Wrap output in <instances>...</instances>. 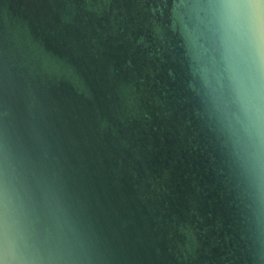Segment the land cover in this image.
Wrapping results in <instances>:
<instances>
[{
  "label": "water",
  "instance_id": "95a60500",
  "mask_svg": "<svg viewBox=\"0 0 264 264\" xmlns=\"http://www.w3.org/2000/svg\"><path fill=\"white\" fill-rule=\"evenodd\" d=\"M215 3L0 0V174L44 264H264Z\"/></svg>",
  "mask_w": 264,
  "mask_h": 264
},
{
  "label": "clouds",
  "instance_id": "9594fccd",
  "mask_svg": "<svg viewBox=\"0 0 264 264\" xmlns=\"http://www.w3.org/2000/svg\"><path fill=\"white\" fill-rule=\"evenodd\" d=\"M237 5L217 0L212 12L224 31L230 110L226 128L240 166L264 196V26L246 19L232 27ZM19 194L6 173L0 174V264H44L17 238Z\"/></svg>",
  "mask_w": 264,
  "mask_h": 264
}]
</instances>
